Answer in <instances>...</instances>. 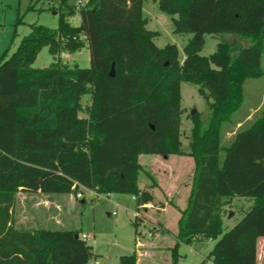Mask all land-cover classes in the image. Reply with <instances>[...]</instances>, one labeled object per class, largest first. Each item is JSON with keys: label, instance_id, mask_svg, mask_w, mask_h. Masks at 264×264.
Here are the masks:
<instances>
[{"label": "trees", "instance_id": "1", "mask_svg": "<svg viewBox=\"0 0 264 264\" xmlns=\"http://www.w3.org/2000/svg\"><path fill=\"white\" fill-rule=\"evenodd\" d=\"M69 1H57L56 29L30 25L15 52L0 58V264H89L95 257L80 230L18 228L20 191L129 194L137 231L139 213L155 202V184H139L141 155L189 156L195 164L172 264L179 262L180 243L200 239H217L202 264H257L264 238V111L227 144L222 128L241 112L246 81L264 76V0H153L172 16L175 33L192 35L183 61L175 45L156 46L158 33L146 28L143 15L146 0H89L79 9ZM77 11L76 28L69 18ZM212 34L246 44L220 42L214 54L201 56ZM43 47L56 61L32 68ZM84 47L88 69L60 61L61 53ZM183 82L198 88L211 113L207 127L199 113L189 117L188 151L181 141ZM85 96L92 105L81 118ZM234 198L252 204L224 231L225 207ZM136 262V252L121 258Z\"/></svg>", "mask_w": 264, "mask_h": 264}, {"label": "rangeland", "instance_id": "2", "mask_svg": "<svg viewBox=\"0 0 264 264\" xmlns=\"http://www.w3.org/2000/svg\"><path fill=\"white\" fill-rule=\"evenodd\" d=\"M57 1L0 0V48L6 45L0 56L7 52V57H10L22 39L30 33V25L32 24L56 29L59 24V16L54 11ZM69 2L73 4V0ZM143 15L147 20L146 28L158 33L155 39L156 46L164 48L167 45H175L178 49L179 60L183 61L185 57L184 47L191 40L192 35L175 33L172 16L160 11L157 1L146 0L143 3ZM69 23L76 28L81 25V17L78 11L69 18ZM224 41H235L239 46L246 44V42L239 40L235 36L206 35L205 46L201 51V56L208 57L214 54L217 45ZM55 61L56 59L49 53L48 48L43 47L31 67L43 69L51 66ZM60 61L65 65H76L81 69H88L90 67V53L87 47L74 53L63 52L60 55ZM262 67L264 69V59ZM245 96L250 102L261 100L264 97V76L260 79L248 81L245 86ZM82 104L83 111L79 113V116L86 118L88 117L86 110L92 105L90 96L83 97ZM181 107L184 111L181 119L182 148L188 151L192 129V122L189 117L192 112L200 114L204 127L208 126L211 113L208 102L200 96L198 88L186 82L181 84ZM240 115L239 113L237 117ZM237 117L233 119V122L224 124L222 128L223 144H227L230 141L227 133L233 134L239 129L236 124ZM163 158L159 155H141L139 157L140 163L144 166V171L139 175L141 188L148 187L159 179V171L162 169L158 163L161 164ZM178 168L180 169L181 165ZM189 173L191 172L189 171ZM185 175L189 174L184 173V176H182L183 183ZM43 195L46 196L47 194ZM82 195L83 198L81 199H77L72 194L48 195L57 196L65 200L63 205V202L57 199L62 209L61 214L57 213V215L61 219L55 220L49 230H80L81 236L83 234L89 236L88 244L93 248L95 255L89 264H121L123 256L131 255L134 252L137 253L136 264H172L169 245L173 236H170L172 232H164V227L159 221L163 214H160L156 209L159 207L158 204L139 213L138 216L142 218V223L136 231L134 220L138 212L133 196L129 194H112L100 195L97 198L94 191L87 189L83 190ZM41 198L42 196L37 193L20 191L17 194L14 218L18 228L31 229L40 227L34 224L33 221L42 214L41 208L44 205L35 206L37 202L43 200ZM82 200L85 203H82ZM55 209L52 206L51 210ZM232 213L229 210L225 213L224 231L232 228L242 218L240 213H233L230 217ZM216 242L217 239H200L192 245L180 243L178 264H202V261L212 251ZM205 264L211 263L206 261Z\"/></svg>", "mask_w": 264, "mask_h": 264}, {"label": "crops", "instance_id": "3", "mask_svg": "<svg viewBox=\"0 0 264 264\" xmlns=\"http://www.w3.org/2000/svg\"><path fill=\"white\" fill-rule=\"evenodd\" d=\"M5 46L6 45H3V47L0 48V54L5 50ZM2 56L3 54L0 56V58ZM248 81H246L244 85V96L245 86L247 85ZM262 111H264V97L261 100L250 102L246 99L245 96L244 105L240 112L241 115L238 116L239 119L237 120V127L240 128L242 125L251 122L253 118ZM235 133L236 132H234L233 134L227 133V135H229V139H231ZM158 164L161 166L162 170L159 171V179L154 182L155 187L152 189L155 196V202L149 204L147 208H153L155 204L159 205V207H157L156 209L160 212V214H163L162 218L159 221L161 222V225H163L165 233L172 232L170 233V236L173 237L171 240V244L169 245L170 248H172L176 243L175 236L178 231L179 220L182 217L181 212L185 210L188 205V199L192 189L193 175L195 172V164L191 157L179 155L164 157L163 160H161V164ZM180 165L181 168L179 169L178 166ZM189 171L191 173H189ZM184 173L189 175H185L186 177L183 183L182 176H184ZM26 193L40 194L43 200L37 202L35 206L44 205V207L41 208V216L33 221L34 224L40 227L31 228L29 230H49V227L55 223V220L58 221V219H61L60 217L58 218L59 215H57V213L61 214L60 212L62 211L60 207L61 205L58 204L57 199L61 200L63 202V205L65 204V200L60 197L58 198L57 196H45L41 192ZM44 198L46 199L44 200ZM251 204V198H234L225 207V210L242 214L251 206ZM52 206H54L56 209L51 210ZM175 232L176 234H174ZM257 264H264V238H260L257 242Z\"/></svg>", "mask_w": 264, "mask_h": 264}, {"label": "built area", "instance_id": "4", "mask_svg": "<svg viewBox=\"0 0 264 264\" xmlns=\"http://www.w3.org/2000/svg\"><path fill=\"white\" fill-rule=\"evenodd\" d=\"M89 0H74L75 5L77 7V9H79L80 7L85 6L88 3ZM97 195V194H96ZM108 195H112V194H108ZM78 199H81L83 197L82 193H79L76 196ZM97 198H99V196L97 195ZM82 238L86 241H88L90 239L89 236L83 235ZM211 263V262H210ZM212 264V263H211Z\"/></svg>", "mask_w": 264, "mask_h": 264}, {"label": "water", "instance_id": "5", "mask_svg": "<svg viewBox=\"0 0 264 264\" xmlns=\"http://www.w3.org/2000/svg\"><path fill=\"white\" fill-rule=\"evenodd\" d=\"M114 75H115V70H114V65L112 66V69H111V72H110V76L111 77H114ZM195 112H192V114H194ZM233 214H230V217L232 216ZM76 237H78V236H76Z\"/></svg>", "mask_w": 264, "mask_h": 264}]
</instances>
